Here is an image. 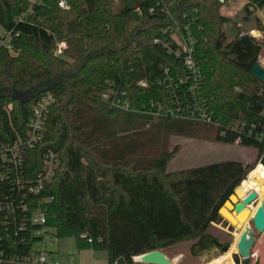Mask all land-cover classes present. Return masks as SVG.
I'll use <instances>...</instances> for the list:
<instances>
[{
	"label": "trees",
	"instance_id": "obj_1",
	"mask_svg": "<svg viewBox=\"0 0 264 264\" xmlns=\"http://www.w3.org/2000/svg\"><path fill=\"white\" fill-rule=\"evenodd\" d=\"M114 1L67 0L61 8L41 0L17 21L30 1L0 0V31H11L10 49L0 46V144L23 133L33 105L52 92L43 138L24 150L31 176L48 150L60 158L34 198L44 202L46 224L58 239L74 236L79 249L105 250L107 264H149L135 257L205 234L251 168L227 159L167 171L176 152L167 148V134L208 139L212 132L213 141L256 148L255 162L264 168V81L250 75L264 37L238 24L226 37L221 27L229 19L214 12L220 0H139L117 12ZM263 6L264 0H246L243 10L264 33L255 14ZM185 26L195 37L197 80L153 41ZM61 40L67 48L56 56ZM109 89L125 92L130 108L103 99ZM177 100L206 110L213 122L151 112V102L175 109ZM14 190L0 178V193L14 198ZM11 230L1 229L9 233L5 247L29 252L33 236L20 243L22 232L15 237ZM218 264H234L231 254Z\"/></svg>",
	"mask_w": 264,
	"mask_h": 264
},
{
	"label": "built area",
	"instance_id": "obj_2",
	"mask_svg": "<svg viewBox=\"0 0 264 264\" xmlns=\"http://www.w3.org/2000/svg\"><path fill=\"white\" fill-rule=\"evenodd\" d=\"M30 5L17 21L22 20L25 13L31 12L33 4L41 2V0H29ZM61 8H68L67 0H56ZM252 31V30H251ZM11 31H0V46L4 45L10 49L9 37ZM156 43H161L162 46L170 53L178 58L193 80H197L200 75V68L195 57V37L191 30L185 26L184 30L177 29L170 34L169 38L155 37ZM67 48L65 41H57L54 47V54L61 56ZM167 74V70H164ZM168 81L171 79L167 76ZM172 82V81H171ZM139 84L146 86V80L142 79ZM125 96V92L118 94L117 90L109 89L102 93V98L108 100L113 106L129 109L130 101ZM54 102V95L50 91H46L33 105L31 116L26 124L23 133L17 134L12 142L0 144V178L11 180L14 190L11 196H4L0 193V233L1 229H8L13 226V235L17 237L18 230L22 232L19 238L20 243L28 242L27 236H33L34 242L31 245L30 251L20 253L9 250L5 247L3 236L8 240L9 233L0 234V264H61L56 254L47 247L48 242H54L58 239L55 235L53 227L46 224V209L43 208V203L34 201L35 195L40 193L42 189L52 180L56 169L60 164V158L57 153L48 150L44 154L43 162L40 169L31 176L24 168V150L26 147H34L43 138L44 123L49 112V109ZM177 107L174 109L171 105H155L151 102L152 113L154 115L172 114L174 116H182L186 118H199L207 122H213L210 114L199 107L189 103L182 105L176 101ZM198 110V111H196ZM243 124V123H242ZM254 127V124H252ZM251 128L248 134H251ZM50 199V198H49ZM47 200V199H46ZM29 207L32 208L30 214H27ZM21 212L18 217L15 215L16 209ZM81 238H86V234H80ZM87 241L92 239L87 237ZM37 244H39L37 246ZM69 256H73L75 251H70ZM137 258V257H135Z\"/></svg>",
	"mask_w": 264,
	"mask_h": 264
},
{
	"label": "rangeland",
	"instance_id": "obj_3",
	"mask_svg": "<svg viewBox=\"0 0 264 264\" xmlns=\"http://www.w3.org/2000/svg\"><path fill=\"white\" fill-rule=\"evenodd\" d=\"M137 1L139 0H115L113 3V11H120L125 6H131ZM245 1L246 0H222L220 5L217 6V9L214 11L215 14H222L229 19V21L224 22L225 25L221 27L222 31L225 33V36L229 38L234 35L235 27L238 24L242 30L262 40L264 37L263 32H260V35V33L256 31H254L255 33L251 31L252 26H254L253 19L249 17L247 19L244 18V16H247L243 10ZM258 14L264 19V6L260 8ZM217 26L218 25H216V27ZM258 62L264 66V45L259 54ZM165 137L168 149L176 147V152L167 163V171H175L227 159L241 160L244 163L248 162L252 165L254 163L255 166L258 164L255 162L257 153L256 148L242 146L237 142L223 143L213 141L212 132H210L208 139L185 137L178 134H167ZM234 197L237 200L238 195L235 194ZM241 224L242 227L247 225L250 226L256 235V241L251 248L252 253L249 257L248 264H264V230H256L252 226L250 219ZM220 227H224L222 223L215 224L212 222L204 236L169 245L163 248L162 251L168 256L172 264H208L213 258L223 253L217 252L211 255L209 251L214 247L209 242L204 241V239L207 237V233H214L224 238L225 236L223 233L219 232ZM238 235V232L233 231L226 237L228 242H230L228 251L237 241ZM38 245L39 244H37V246ZM47 247L50 250L58 251V256L63 264H69V251L76 252L73 264H107V252L105 250H94L92 248L79 249L76 245L74 236L61 237L54 242H48ZM230 254L234 264H242L239 261L237 250L230 251ZM227 257L225 259H227Z\"/></svg>",
	"mask_w": 264,
	"mask_h": 264
},
{
	"label": "water",
	"instance_id": "obj_4",
	"mask_svg": "<svg viewBox=\"0 0 264 264\" xmlns=\"http://www.w3.org/2000/svg\"><path fill=\"white\" fill-rule=\"evenodd\" d=\"M250 75L259 81H264V66H262L258 62V60L252 65L250 69ZM235 194L236 188L234 189L233 193H231L228 198L223 202V204L219 207L218 214L213 220V223H222L224 226L223 228L239 233V237L236 242V248L240 257L242 258V264H248L249 257L251 255L250 249L253 246L255 240L253 229L248 225L242 227V224H240L238 221L235 223H231L221 214L220 209L225 205L228 212L237 216V214L240 213L243 209L247 208L248 205L256 203L258 194L255 190H249L243 197H237V200L233 201L231 196ZM226 202H228V204H226ZM250 220L252 222V226L256 230H264V199L260 201ZM204 235L205 234H203L202 236ZM204 241L209 242L214 248H216L221 253L227 252L229 249L228 244L221 242L213 236L207 235ZM135 260L141 263L149 264H172L168 256L162 250L159 249L147 251L137 256Z\"/></svg>",
	"mask_w": 264,
	"mask_h": 264
},
{
	"label": "bare ground",
	"instance_id": "obj_5",
	"mask_svg": "<svg viewBox=\"0 0 264 264\" xmlns=\"http://www.w3.org/2000/svg\"><path fill=\"white\" fill-rule=\"evenodd\" d=\"M249 190H255L257 192L258 197L256 203L255 204L252 203L248 205V207L243 209L240 213H238L237 216L228 212L225 205L221 207L220 209L221 214L231 223H235L238 221L241 224L243 222L248 221L254 214V211L258 206V204L260 203V201L264 199V168L262 164L256 165L255 168L252 169L246 175L245 179H243L241 183L236 187V195H238V197H243ZM231 198L233 201L236 200L234 195L233 197L231 196ZM226 204H228V202H226ZM236 242L232 245L229 251L221 254L218 257L213 258L208 264L219 263L220 260L225 259L230 254V251L237 250Z\"/></svg>",
	"mask_w": 264,
	"mask_h": 264
},
{
	"label": "flooded vegetation",
	"instance_id": "obj_6",
	"mask_svg": "<svg viewBox=\"0 0 264 264\" xmlns=\"http://www.w3.org/2000/svg\"><path fill=\"white\" fill-rule=\"evenodd\" d=\"M245 164H247V165H251V168L249 169V171L248 172H250L252 169H254V167H255V165H254V163H253V165L251 164V163H248V162H245ZM248 174V173H247ZM246 174V175H247ZM220 229V231L219 232H221V233H223V235L225 236L224 238L223 237H220L219 235H217V234H214V233H207L209 236H213V237H216L218 240H220L221 242H223V243H226V244H228V245H230L229 243L230 242H228V240H227V236H229L233 231H230V230H228V229H226V228H222V227H220L219 228ZM254 232V231H253ZM200 238V237H199ZM254 238H255V240H254V243H255V241H256V235H255V233H254ZM252 248V247H251ZM250 251H251V249H250ZM209 252H211L210 254L212 255V254H214V253H217V252H219L216 248H212L211 249V251H209ZM252 253V252H251ZM239 254V253H238ZM251 256V255H250ZM239 261L242 263V258L240 257V255H239Z\"/></svg>",
	"mask_w": 264,
	"mask_h": 264
},
{
	"label": "crops",
	"instance_id": "obj_7",
	"mask_svg": "<svg viewBox=\"0 0 264 264\" xmlns=\"http://www.w3.org/2000/svg\"><path fill=\"white\" fill-rule=\"evenodd\" d=\"M263 8V7H262ZM260 11V9H257L256 11H255V14L260 18V20H261V22L264 24V19L258 14V12ZM252 29V32H254V31H256L257 33H260V31H258V30H256V29H253V28H251ZM255 33V32H254ZM260 35H261V33H260ZM262 65V64H261ZM263 66V65H262ZM55 254H56V256L59 258V256H58V251H54V250H52ZM70 252V251H69ZM68 252V253H69ZM74 252V251H73ZM75 255H76V252H75V254L73 255V256H69V254H68V258H69V264H73V260L75 259ZM59 260H60V258H59ZM60 262H61V260H60ZM61 264H63L62 262H61Z\"/></svg>",
	"mask_w": 264,
	"mask_h": 264
}]
</instances>
